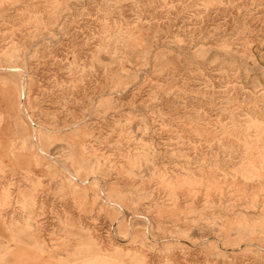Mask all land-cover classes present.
Wrapping results in <instances>:
<instances>
[{"label": "rangeland", "instance_id": "374dc122", "mask_svg": "<svg viewBox=\"0 0 264 264\" xmlns=\"http://www.w3.org/2000/svg\"><path fill=\"white\" fill-rule=\"evenodd\" d=\"M0 264H264V0H0Z\"/></svg>", "mask_w": 264, "mask_h": 264}]
</instances>
